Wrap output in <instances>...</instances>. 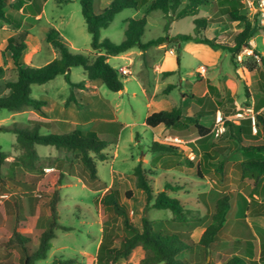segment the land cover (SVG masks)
I'll list each match as a JSON object with an SVG mask.
<instances>
[{"label":"rangeland","instance_id":"1","mask_svg":"<svg viewBox=\"0 0 264 264\" xmlns=\"http://www.w3.org/2000/svg\"><path fill=\"white\" fill-rule=\"evenodd\" d=\"M241 1L244 4L241 12L252 20L258 19L261 28L249 40L251 48H243L234 61L229 52L215 50L205 44L198 46L196 44L199 43L192 42V51L188 52L184 45L186 42H167L150 47L144 55L127 66L131 74L124 75L125 91H111L101 79L90 81L81 66L72 67L70 76L73 82H85V88L72 87L64 75L31 86L32 96L48 102L45 107L48 123L41 128L43 134L81 129L116 138V141L109 139L106 160H99L92 154L97 162L98 179L91 180L77 153L50 145H36L41 170L24 169L18 162L21 151L15 146L16 134L0 132V144L8 156L2 166L4 180L0 182V225L6 223V216L1 213L8 209L6 201L13 202L18 196L26 211L29 205L26 195H33L40 200L35 204V211L30 215L24 230L36 231L46 227L49 213L42 200L47 201L52 195L47 174L54 170L66 174L62 184L58 186L62 197L59 215L61 223L70 229L56 231L53 249L38 264H50L59 256L76 258L78 264H96L105 228L99 201L112 186L121 190L122 200L128 205L131 220L136 225L141 226L142 216L146 215L154 221L156 228L181 231L196 241L210 222L211 215L199 196L204 193L207 199H211L214 191L227 194L231 202L228 221L221 234L216 236L212 256L208 260L216 262L222 255L243 254V245L235 243L239 239L255 242L257 253L262 249L264 255V175L256 178L249 173L243 175L241 171V162L249 157L242 145L264 143L260 127L257 134L253 131L243 134V142L240 144L228 130L219 137L212 131L205 137H200L197 133L177 137L168 130L158 141L171 144L176 149L159 154L150 152L148 147L156 140L153 139L156 134L161 133L160 128H152L145 122L149 114L159 111L157 106L161 103L165 106L160 108L162 110L180 106L184 115H196L203 125L212 129L218 110L230 115L239 109L253 106L259 98H264V0ZM227 6L228 4L223 5L213 0L201 7L197 16L210 18L205 31L208 37L233 44L244 24L232 21L227 16ZM96 7L98 9L99 4ZM7 10L11 9L8 7ZM45 11V17L41 21H35L32 27H28L40 44L39 49L30 50L35 64L43 66L50 62L53 48L46 41V32L55 26L77 47H71L74 52H92L91 35L79 0H47ZM136 12L134 8H127L118 13L113 22L102 29V38L121 42L125 37L126 21L135 16ZM194 18L195 16H188L175 23L173 21L167 32L170 35L192 32ZM147 19L148 25L142 37L144 42L167 33L166 19L161 11H153L147 15ZM32 21L34 20H29ZM5 25L17 30L0 21V41L9 34V30L1 29ZM172 50L175 55H172ZM177 57L181 60L179 68ZM163 63L166 67L174 66L177 70L171 75H164L160 66ZM110 64L120 69L128 61L111 58ZM169 85L172 86L168 88ZM36 117L31 109L20 112L3 109L0 110V125L14 122L32 125L39 120ZM153 155L158 158L154 159ZM140 161L152 177L155 193L164 189L167 179L191 183L183 190L167 191L169 195L181 197L187 203L185 209L188 222H177L170 209H146V195L137 187L134 173L135 166ZM221 162L223 168H219ZM25 184H34L36 188L32 192H25ZM129 189L134 191L132 200L124 197V192ZM243 205L247 206V213L241 216L239 211ZM119 221L118 218H113L110 225L124 234L120 230ZM3 254L4 251L0 248V260ZM143 255V249L138 247L129 259H120L117 264H138ZM180 257L186 264L205 262V254L199 245L185 251ZM261 260L264 264L263 259Z\"/></svg>","mask_w":264,"mask_h":264},{"label":"trees","instance_id":"2","mask_svg":"<svg viewBox=\"0 0 264 264\" xmlns=\"http://www.w3.org/2000/svg\"><path fill=\"white\" fill-rule=\"evenodd\" d=\"M60 1L68 2L70 0ZM94 1L79 0L87 30L91 35V53L74 52L61 32L51 27L46 32V41L52 45L58 56L43 66L25 65L22 62L25 51L28 48H40L36 36L28 29H22L7 38L4 52L10 54L14 69L17 72V78L5 84L10 93L0 96V110L20 112L31 109L44 114V108L48 102L32 96V84H43L58 75H64L72 87L85 88L84 82L71 80L70 71L75 66L83 67L90 81L101 79L109 90L119 92L124 89V75L110 64L108 57L122 54L132 48L140 49L144 55L146 50L152 46L167 42L181 44L182 42L194 41L207 44L215 50L227 51L234 61L235 56L243 48H251L249 40L261 28L258 19L252 20L241 12V8L244 6L241 0H217L220 4H228L225 11L232 21L244 24L243 29L237 33L233 44L217 41L215 37H208L205 31L210 24V18L197 16L200 8L213 0H112L101 13L95 12ZM45 2L46 0H0V21L20 29L22 19L13 15L11 11H7L8 7L12 11H19L23 8L24 12L38 15L42 12ZM143 6H145L144 16L127 19L125 37L121 42L116 43L109 38H102V29L107 28L118 13L127 8L140 9ZM156 10L161 11L165 16L166 32L173 21L187 16H195L193 32L176 35H170L167 32L165 35L144 42L142 37L147 26V15ZM180 63V57H177L178 67ZM174 72V70H168L164 71L163 74L171 75ZM3 73L4 68L0 66V75ZM170 86L172 85H169L168 88ZM71 97L73 96L71 95ZM254 106L256 110L261 109L264 106V98H259ZM145 122L153 128L164 125L171 134L177 137L192 133L205 137L211 132V128L203 125L196 115H184L180 106H174L170 110L155 111L146 117ZM257 124L264 134V112L257 115ZM43 125L45 123L41 120H36L32 125H24L19 122L0 125V132L16 134L15 146L21 151L18 162L24 169L28 171L41 170L40 155L36 145H50L57 149L77 153L85 170L88 171L89 178L91 180L98 179L97 162L92 154H95L99 160H106L108 158L109 139L116 141L115 137L102 136L96 131L81 129H74L66 133L43 134L41 132ZM227 130L233 139L240 144L243 142V134L252 132L251 121L249 119L244 120L240 125L228 122ZM148 148L150 152L159 154L176 149L171 144L161 143L157 140H153ZM242 149L249 156L241 162L243 175L249 173L256 178L263 176L264 143L242 145ZM7 157V153L0 144V182L4 180L2 166L6 163ZM200 168L201 160L198 163L199 175ZM219 168H223V162L219 164ZM134 173L137 187L145 192L146 209L149 207L170 209L177 222L181 224L188 222L185 209L187 203L181 197L169 195L167 191L183 190L191 185L190 182L167 179L164 182V189L155 193L152 177L142 167L141 161L135 166ZM65 176L66 174L59 170L47 174L48 184L52 187V195L47 201L42 200L49 213L46 227L36 231L24 230L30 215L35 211V204L40 200L37 197L26 195L29 203L26 211L20 197L16 196V200L13 202L6 201L9 205L8 209L1 212L6 216V223L0 225V248L4 251L0 264H38V261L46 259L53 249V239L57 236L56 231L58 229H70L61 223L59 215V204L62 197L58 186L62 184ZM42 186L44 187V185ZM23 188L25 192H32L36 187L34 184H25ZM206 196L204 193L201 194L199 200L210 211V222L196 241L181 231H166L156 228L154 221L146 215L142 216V225H136L131 220L128 205L122 200L121 190L112 186L101 196L99 201L105 228L97 251L96 264H117L120 259H129L138 247L144 251V255L138 264H186L180 255L187 250H192L195 245H199L205 254V262L198 264H263L262 256L260 259L255 257V243L251 240L240 239L236 240L235 243L243 245V254L222 255L216 262L208 260L212 256L216 236L221 234L227 224L231 202L230 197L222 192H212L211 199H207ZM124 197L127 200H132L134 191L132 189L126 190ZM113 218L120 220V230L124 234L117 232V227L110 225ZM50 264H78V260L73 257L59 256L54 258Z\"/></svg>","mask_w":264,"mask_h":264},{"label":"crops","instance_id":"3","mask_svg":"<svg viewBox=\"0 0 264 264\" xmlns=\"http://www.w3.org/2000/svg\"><path fill=\"white\" fill-rule=\"evenodd\" d=\"M47 1V0H46ZM112 0H95L94 1V10L96 13H101L102 10L111 2ZM45 4L46 2L44 3V7H43V10L40 14L38 15H34V14H30V13H27V12H24L23 8H21L19 11H11V13L15 16H19V18L22 19V26L20 29H11V28H8L6 25L5 26H2V30H9V34L6 36V38L2 41H0V66H2L4 68V73L2 75H0V96H3V95H8L10 93V90L7 89L5 87V84L9 81H14L16 80L17 78V72L16 70L14 69V65H13V61L10 57V54L9 53H6L4 52V48L6 46V41H7V38L18 33L19 31H21L22 29H28V27H32L34 22L35 21H41L44 17H45V14H46V11H45ZM96 4H99V8L97 9L96 7ZM137 12L135 14V16L131 17V18H140L142 16L145 15V6H143L142 8L140 9H136ZM8 11V10H7ZM20 15H19V14ZM188 17V16H187ZM30 19H33L34 21L32 22H29ZM129 19V18H128ZM176 21V20H175ZM174 21V23H175ZM9 25V24H7ZM147 25H148V19H147ZM147 27V26H146ZM56 28V26L54 27ZM57 29V28H56ZM194 29V28H193ZM171 32H173V24H172V28H171ZM193 32V31H192ZM61 34L63 35V37L65 38V40L68 42L70 48L71 47H74V48H77L76 46H74L73 42L72 41H69L67 40L66 36L63 34V32L61 31ZM192 42L194 41H189V43H185L184 45L185 48H186V51H192V48L190 47L192 44ZM198 43V42H197ZM200 44H203V43H199V44H196L198 46H203V45H200ZM51 45V44H50ZM207 45V44H205ZM52 46V45H51ZM53 48V47H52ZM30 50L31 48H28L23 57H22V62L25 64V65H32V66H40L38 64H35L34 62V57L33 55H31L30 53ZM52 58L49 60V61H52L55 57L58 56L56 50L53 48L52 49ZM143 54V52L138 49V48H132L130 50H128L127 52H124L122 54H119V55H116V56H110L108 57V61L110 62V59L111 58H121L123 60H127L128 61V64H123L121 67L123 66H128L130 64H133L136 60V58H140L141 55ZM172 55H175L174 53V50H173V54ZM49 63V62H47ZM46 63V64H47ZM181 64V63H180ZM45 65V64H44ZM162 67V71H167V70H177L173 67H166L163 63V65H160ZM180 67V66H179ZM178 67V68H179ZM120 70V69H118ZM131 71V70H130ZM57 77V76H56ZM85 84V87H86V83L84 82ZM33 85V84H32ZM144 90V88H143ZM125 91V90H124ZM39 99V98H38ZM154 102V100H153ZM150 105L152 104V102L149 103ZM162 106H164L163 104L159 103V105L157 106V109L160 111L162 109H160ZM165 107V106H164ZM24 111H27V110H24ZM34 111V110H33ZM35 115L37 116L36 118L43 121L45 124L48 123V118L46 116V111H45V108H44V114H40L39 112L37 111H34ZM150 115V114H149ZM153 128V127H152ZM155 128H160V131L161 133H158L156 134V136L153 138V139H156L158 141L159 138H161L165 132H167L169 129H167L164 125H159ZM153 153V152H152ZM155 156L154 159H157L158 156L156 155H153ZM245 213H247V206L245 207L244 205L241 207V210L239 211V215H245ZM257 214H259L257 212ZM227 221H228V218H227ZM255 243V242H254ZM262 252L263 250H259V252L257 253V250H256V246H255V253H256V259H260V257L262 256L261 259H263L264 261V255H262ZM262 261V260H261Z\"/></svg>","mask_w":264,"mask_h":264},{"label":"built area","instance_id":"4","mask_svg":"<svg viewBox=\"0 0 264 264\" xmlns=\"http://www.w3.org/2000/svg\"><path fill=\"white\" fill-rule=\"evenodd\" d=\"M239 58H241V55H239ZM120 71L123 75L131 74L129 67L127 66L121 67ZM260 112H264V106L259 110H256L254 105L248 106L246 108L239 109L235 113H232L230 115H225L220 110H218L216 112L214 125L211 131L219 137L227 131L228 122H231L235 125H240L244 120L249 119L251 121V128L253 133L257 134L259 131V125L257 124V115Z\"/></svg>","mask_w":264,"mask_h":264},{"label":"water","instance_id":"5","mask_svg":"<svg viewBox=\"0 0 264 264\" xmlns=\"http://www.w3.org/2000/svg\"><path fill=\"white\" fill-rule=\"evenodd\" d=\"M123 91H124V89H123Z\"/></svg>","mask_w":264,"mask_h":264}]
</instances>
